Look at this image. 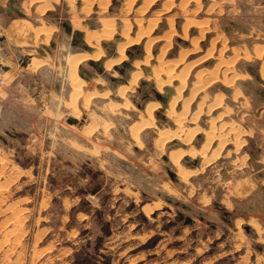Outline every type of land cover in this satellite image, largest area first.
Segmentation results:
<instances>
[{
	"label": "rangeland",
	"instance_id": "rangeland-1",
	"mask_svg": "<svg viewBox=\"0 0 264 264\" xmlns=\"http://www.w3.org/2000/svg\"><path fill=\"white\" fill-rule=\"evenodd\" d=\"M30 1L0 0V264H264V0Z\"/></svg>",
	"mask_w": 264,
	"mask_h": 264
},
{
	"label": "bare ground",
	"instance_id": "bare-ground-1",
	"mask_svg": "<svg viewBox=\"0 0 264 264\" xmlns=\"http://www.w3.org/2000/svg\"><path fill=\"white\" fill-rule=\"evenodd\" d=\"M30 1V0H29ZM41 1H43V0H41ZM40 1V2H41ZM45 1V0H44ZM31 2V1H30ZM129 2V1H128ZM149 2H151L150 0H149ZM34 3V2H33ZM44 3H46V2H44ZM40 4V3H39ZM42 4V3H41ZM43 5V4H42ZM41 6V5H40ZM169 6H170V4H169ZM38 10V9H37ZM35 12H37V11H35ZM104 19V18H103ZM107 19V18H106ZM107 21V20H106ZM167 23H169L170 24V21H168ZM124 24H126V23H124ZM128 24V23H127ZM155 24V23H154ZM198 24V23H197ZM75 26V27H74ZM102 26V25H101ZM123 26V25H122ZM147 26V25H146ZM73 28H77V27H80L79 26V23H78V26L76 25V24H74L73 26H72ZM124 27V26H123ZM170 27V26H169ZM168 27V28H169ZM187 27H189L188 25H187ZM125 28V27H124ZM171 28V27H170ZM186 28V27H185ZM101 29V28H100ZM112 29L114 30V27L113 28H111V27H109V26H106V25H104L103 26V29L99 32V33H96V32H88V31H85V33H83L84 35H83V41H84V43H85V45L87 46V47H89V48H91V49H95L96 51H94L92 54L90 53V54H88V52H87V54H78V55H69V60H68V64H69V67H70V69H72V70H74L80 63H83V62H86L87 60H93V61H96V60H98L101 56H102V52L100 51V50H98V45H99V43H100V41L102 40V39H107V38H110L111 36H112ZM187 29V28H186ZM197 29V28H196ZM33 30V29H32ZM34 30H36V29H34ZM121 30V29H120ZM150 30H151V28H150ZM170 30V29H169ZM168 30V31H169ZM184 30V29H183ZM198 30H200L199 28H198ZM84 31V30H83ZM152 31V30H151ZM40 32V31H39ZM47 32V31H46ZM143 32V31H142ZM36 33V32H35ZM139 33V32H138ZM201 33V32H200ZM141 34V33H140ZM167 35H168V33H166ZM202 34V33H201ZM45 35V34H44ZM43 35V36H44ZM48 35V34H47ZM166 35V36H167ZM173 35V34H172ZM138 36H139V34H138ZM170 36V35H169ZM169 36H167V38L169 37ZM183 36V35H182ZM199 36H200V34H199ZM29 37V36H28ZM34 37V36H33ZM37 37V36H36ZM140 37V36H139ZM171 37V36H170ZM200 37H202V35L200 36ZM30 38V37H29ZM166 38V37H165ZM184 38V37H183ZM203 38V37H202ZM201 38V39H202ZM38 39V38H37ZM44 39V38H43ZM127 39V38H126ZM125 39V40H126ZM134 39V38H133ZM155 39H156V37H155ZM163 39V38H162ZM45 40V39H44ZM141 40V39H140ZM139 40V41H140ZM153 40V39H152ZM169 40V39H168ZM40 41V40H39ZM150 41V40H149ZM154 41H156V40H153V42ZM160 41H161V39H160ZM159 41V42H160ZM163 41V40H162ZM165 41V40H164ZM198 41V40H197ZM27 42V41H26ZM36 42V41H35ZM135 42V41H134ZM137 42V41H136ZM125 43H126V41H125ZM130 43V42H129ZM133 43V42H132ZM156 43V42H155ZM163 43V42H162ZM164 43H166V42H164ZM169 43V42H168ZM192 43H193V41H192ZM170 44V43H169ZM118 45V44H117ZM152 45V44H151ZM165 45V44H164ZM163 45V46H164ZM166 46V45H165ZM30 47V46H29ZM167 47V46H166ZM193 47V46H192ZM162 48V47H161ZM143 49H144V47H143ZM190 50V49H189ZM144 51V50H143ZM256 51V50H255ZM260 51H262V49L260 50ZM123 52H124V47L122 46V45H118L117 46V48H116V52L115 53H117V57L116 58H112V59H110V60H107L105 63H103L104 65L103 66H105V68L106 69H109L110 67H112V66H114V65H116V64H118V63H120V62H123L124 60H125V58L126 57H124V55H123ZM145 52H146V50H145ZM258 52V51H257ZM159 53V52H158ZM163 53V52H162ZM185 54V53H184ZM210 54V53H209ZM261 54V53H260ZM259 54V55H260ZM145 55V54H144ZM191 55V54H190ZM257 56H259L258 54H256ZM162 56H163V54H162ZM182 56H183V54H182ZM187 56V55H186ZM209 56V55H208ZM103 57V56H102ZM184 58V57H183ZM157 59V58H156ZM182 59V58H181ZM180 59V60H181ZM36 61V60H35ZM140 61V60H139ZM172 61V60H171ZM183 61V60H182ZM34 62V61H33ZM40 62V61H39ZM161 62V61H160ZM36 63V62H35ZM67 63V62H66ZM143 63V62H142ZM169 63H171V62H169ZM144 64V63H143ZM166 65H167V63H166ZM166 65H164V66H166ZM169 65H171V64H169ZM168 65V66H169ZM175 65H177V64H175ZM261 65V64H260ZM263 65V64H262ZM36 66V65H35ZM67 66V65H66ZM146 67H147V65H146ZM152 67V66H151ZM262 69H261V77L264 79V65L261 67ZM69 69V68H68ZM147 69H148V67H147ZM71 70V71H72ZM138 70V69H137ZM190 70V69H189ZM219 70V69H218ZM147 71H149V70H147ZM167 71V70H166ZM170 71V70H169ZM184 71V70H183ZM212 71H214V70H212ZM211 71V72H212ZM74 72V71H73ZM137 72V71H136ZM150 73H151V71H149ZM226 72V71H225ZM163 73V72H162ZM172 73V72H171ZM69 74H70V71H69ZM141 74V73H140ZM214 73L212 72V74L211 75H213ZM259 74H260V72H259ZM159 75V74H158ZM181 75V74H180ZM70 76V75H69ZM75 76V75H74ZM170 76V75H169ZM215 76V75H214ZM138 77H139V73H131V76H130V82L131 83H136V81L138 80ZM183 77H184V75L182 76V77H180V76H178V82H179V86L178 87H176V91H177V93H180V90H182L183 89V87H184V79H183ZM213 77V76H212ZM211 77V78H212ZM73 78V77H72ZM158 78V77H157ZM69 79H70V77H69ZM154 79V78H153ZM152 79V80H153ZM174 79V78H173ZM217 79V78H216ZM76 80H77V77H76ZM262 80V79H261ZM70 81H71V79H70ZM80 81V80H79ZM78 81V82H79ZM174 81V80H173ZM216 81V80H215ZM73 82V81H72ZM159 82V81H158ZM161 82H163V81H161ZM160 82V83H161ZM168 82V81H167ZM212 82V81H211ZM214 82V81H213ZM230 81H228V82H226V84L227 83H229ZM80 83V82H79ZM127 83V82H126ZM221 83V82H220ZM74 84V83H73ZM75 85V84H74ZM73 85V86H74ZM127 85V84H126ZM161 85H164V84H158V86H157V88L158 89H160L162 86ZM228 85V84H227ZM124 86V85H123ZM128 86V85H127ZM224 86V85H223ZM78 87V86H77ZM124 88H128V87H124ZM201 86H199V85H197V86H195L194 87V89H192V90H195V92L197 93L198 91H201ZM75 91L77 90V89H74ZM79 90V89H78ZM128 90V89H127ZM124 90H123V88H121V90H119V96L120 97H122L123 95H124ZM157 92H158V90H157ZM174 92V91H173ZM182 93H183V91H181ZM236 93V92H235ZM239 93V92H238ZM78 94H80L79 92H78ZM176 94V93H175ZM181 95V94H180ZM220 96H221V94H219ZM218 95V96H219ZM235 95V94H234ZM195 97V96H194ZM237 97V96H236ZM235 97V98H236ZM185 98H188V97H185ZM185 98H183V100L185 99ZM215 98V97H214ZM216 98H217V96H216ZM179 98H178V96L177 95H174V96H171L169 99H168V103H167V106H168V109H169V112L168 111H166V112H168V113H166V114H168L169 116L170 115H172V117L174 116V115H176V113L175 112H173V108H174V105H175V103H176V101L178 100ZM188 101V100H187ZM192 101V100H191ZM190 101V102H191ZM219 101H221L220 99H219ZM84 102V101H83ZM86 102V101H85ZM215 103V102H214ZM222 103V102H221ZM220 103V104H221ZM74 104V103H73ZM181 104H182V101H181ZM180 104V105H181ZM184 104H186V102L184 103ZM153 105V104H152ZM156 105V104H155ZM190 105V104H189ZM199 105V104H198ZM200 105H201V102H200ZM213 105V104H212ZM211 105V106H212ZM158 106V105H157ZM206 106V105H205ZM84 107V106H83ZM182 107V106H181ZM189 107V106H188ZM152 108H153V106H149V107H147L146 108V112H147V114L148 115H151V113H152ZM184 108H185V105H184ZM208 108V107H207ZM209 109V108H208ZM181 111V110H180ZM199 111V110H198ZM165 112V111H164ZM173 113H175V114H173ZM209 113V112H208ZM146 114V115H147ZM165 114V113H164ZM165 114V115H166ZM167 115V116H168ZM198 115V114H197ZM176 117V119L174 118V120H176V121H174V123L175 122H178V124L180 123V120L177 118V116H175ZM150 118H151V116H150ZM152 119V118H151ZM182 119V118H181ZM172 120V119H171ZM184 120V119H183ZM182 121V120H181ZM195 121V120H194ZM194 121H193V123H194ZM149 122V121H148ZM191 122H192V120H191ZM139 124V123H138ZM144 125H147V126H149V123H146V124H144ZM151 125H152V123H151ZM181 126V125H180ZM195 126V125H194ZM183 127V126H182ZM132 129V128H131ZM197 128H195V130H196ZM164 130V129H163ZM207 130V129H206ZM230 130V129H229ZM232 130H234V129H232ZM131 131V130H130ZM137 128H133L132 129V133H133V136H134V138L137 140ZM170 131V130H169ZM169 131H167V132H169ZM200 130L198 129V132H199ZM220 132V131H219ZM230 132V131H229ZM171 134L173 133V132H170ZM200 133V132H199ZM195 134H197V133H195ZM235 134V133H234ZM157 135H158V137H160V138H163L164 139V136L166 135L165 134V132L164 131H161V130H159L158 131V133H157ZM174 135V134H173ZM223 135V134H222ZM226 135V134H225ZM227 136V135H226ZM226 136H224L225 137V139H227L226 138ZM239 136V135H238ZM173 137V136H172ZM237 137V136H236ZM178 138V137H177ZM165 139L167 140V138H166V136H165ZM192 139V138H191ZM215 139H217L218 141H219V143H220V145H219V147L221 148L223 145V143L225 142V141H223L224 139L222 138V136L221 135H218V134H215V132L214 131H210V132H208V133H206V136H205V140H206V142L202 145V147L199 149V151H194L193 149L192 150H189V155H191L192 157L194 156V155H196V153H197V155L203 160V162L205 163V164H208L209 163V160H210V158H206V151H207V149L209 148V145H210V143H211V141H214ZM157 140V139H156ZM170 140H171V137H170ZM186 140V139H185ZM181 141H184V138H183V140H181ZM188 141V139L185 141V142H187ZM227 141V140H226ZM184 142V143H185ZM165 143V142H164ZM167 143V142H166ZM165 145V144H164ZM160 146V145H159ZM236 146V145H235ZM240 146V145H239ZM223 148V147H222ZM236 149H237V147H236ZM181 150V149H180ZM218 150V149H217ZM219 151H221V150H219ZM171 153V152H170ZM186 152H183V151H178V152H175V153H172V154H170L169 155V158H170V161H171V163L174 165V166H177V162H178V160H179V158L180 157H182V156H184V154H185ZM216 154H217V152H214L213 153V158H215V156H216ZM219 154V153H218ZM211 155V154H210ZM188 156V155H187ZM191 156H189V157H191ZM211 157V156H210ZM210 161H212V160H210ZM179 164V163H178ZM202 164V163H201ZM193 172H195V171H189V170H183V169H181L180 167H176V175H177V177L179 178V179H181L182 181H184V180H186V179H188V177H190V175L193 173ZM152 210H153V208H151V207H148V206H145V207H143V211L145 212V214H150V212H152Z\"/></svg>",
	"mask_w": 264,
	"mask_h": 264
},
{
	"label": "crops",
	"instance_id": "crops-1",
	"mask_svg": "<svg viewBox=\"0 0 264 264\" xmlns=\"http://www.w3.org/2000/svg\"><path fill=\"white\" fill-rule=\"evenodd\" d=\"M226 10V9H225ZM64 29H65V32L66 33H68L69 35L71 34H73V32H74V29L72 28V26H70V25H65V27H64ZM78 36V34H76V37ZM83 43H84V41H83V37H82V40H81ZM85 44V43H84ZM91 65H93L94 66V64L93 63H91ZM123 66L124 67H126V66H128V64L127 63H125V64H123ZM100 72H102L101 70H100ZM171 97V96H170ZM170 97H167V99H166V103H168V99L170 98ZM156 99L158 100V101H160V102H165L164 100H165V98H161L160 96H158V95H156ZM200 160H202V159H200L199 158V160L198 161H193V163H192V165H191V167H190V169H188L189 171H197L198 170V168L200 167V164H198L199 162H200ZM194 173V172H193ZM176 173H173V172H169V177L171 178V179H176ZM179 179V178H178Z\"/></svg>",
	"mask_w": 264,
	"mask_h": 264
}]
</instances>
